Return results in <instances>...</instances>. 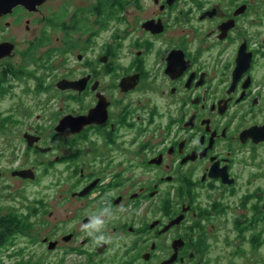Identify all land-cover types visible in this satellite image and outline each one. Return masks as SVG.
I'll return each mask as SVG.
<instances>
[{
  "label": "flooded vegetation",
  "instance_id": "1",
  "mask_svg": "<svg viewBox=\"0 0 264 264\" xmlns=\"http://www.w3.org/2000/svg\"><path fill=\"white\" fill-rule=\"evenodd\" d=\"M0 50V264H264V0L17 5Z\"/></svg>",
  "mask_w": 264,
  "mask_h": 264
},
{
  "label": "water",
  "instance_id": "2",
  "mask_svg": "<svg viewBox=\"0 0 264 264\" xmlns=\"http://www.w3.org/2000/svg\"><path fill=\"white\" fill-rule=\"evenodd\" d=\"M44 0H7V3H0V11H3L5 13L9 12V10H12V8H14L17 5H23L25 8L29 9V10H35L37 8L38 5H40ZM2 51L0 50V53ZM65 82H62L60 85L61 87H65L64 85ZM76 83H70L69 86H74V88H76ZM89 118H86V122H88ZM61 125L64 127H69L74 129L76 132H78L79 130H81V128L84 126V119L82 117H74V116H67L65 117L62 122ZM27 172H22L20 173L21 175L26 176ZM28 177V175L26 176ZM86 191H83L80 195L83 196L85 195ZM88 222H86L87 224ZM72 238L71 235L66 236L64 238L65 241H69ZM57 242H50L49 245V249L53 250L56 248L57 246Z\"/></svg>",
  "mask_w": 264,
  "mask_h": 264
},
{
  "label": "clouds",
  "instance_id": "3",
  "mask_svg": "<svg viewBox=\"0 0 264 264\" xmlns=\"http://www.w3.org/2000/svg\"><path fill=\"white\" fill-rule=\"evenodd\" d=\"M106 213L110 214V210L108 208L102 209L100 214L92 215L89 222L86 225L82 226L86 230L87 234L93 236L94 239L97 241L105 239L104 234L102 233L97 234V233H99V230L104 223V220L101 217Z\"/></svg>",
  "mask_w": 264,
  "mask_h": 264
},
{
  "label": "rangeland",
  "instance_id": "4",
  "mask_svg": "<svg viewBox=\"0 0 264 264\" xmlns=\"http://www.w3.org/2000/svg\"><path fill=\"white\" fill-rule=\"evenodd\" d=\"M60 212L56 213V216H55V219L58 218ZM61 255L62 253L59 252ZM60 254L58 253H55V254H52V257L47 259V260H41V259H38L40 262H42V264H63L64 262L61 261L60 259ZM75 256H71L70 257V262L69 264H83L84 262L82 261V259H78V260H75L74 259ZM87 264H92V260L90 262H87V260L85 261Z\"/></svg>",
  "mask_w": 264,
  "mask_h": 264
}]
</instances>
